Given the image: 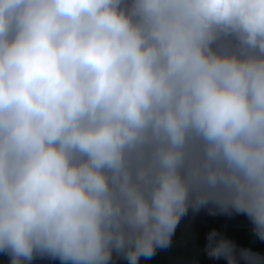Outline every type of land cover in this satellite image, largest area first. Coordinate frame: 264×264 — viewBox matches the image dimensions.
<instances>
[{
    "label": "clouds",
    "instance_id": "1",
    "mask_svg": "<svg viewBox=\"0 0 264 264\" xmlns=\"http://www.w3.org/2000/svg\"><path fill=\"white\" fill-rule=\"evenodd\" d=\"M209 203L264 240V0H0L10 264H138Z\"/></svg>",
    "mask_w": 264,
    "mask_h": 264
},
{
    "label": "trees",
    "instance_id": "2",
    "mask_svg": "<svg viewBox=\"0 0 264 264\" xmlns=\"http://www.w3.org/2000/svg\"><path fill=\"white\" fill-rule=\"evenodd\" d=\"M217 233V239L230 241L234 246L236 264H246L240 256L241 249L257 254L260 264H264V240L259 239L251 229H230L222 227H205L200 224H189L177 231L170 245L151 258H143L138 264H227L224 257L211 258L206 251L207 236L210 232ZM0 264H10V257L0 251ZM31 264H47L32 260ZM110 264H129L123 254H114Z\"/></svg>",
    "mask_w": 264,
    "mask_h": 264
},
{
    "label": "water",
    "instance_id": "3",
    "mask_svg": "<svg viewBox=\"0 0 264 264\" xmlns=\"http://www.w3.org/2000/svg\"><path fill=\"white\" fill-rule=\"evenodd\" d=\"M127 2L130 3V0H127ZM189 224H200L205 227L215 226L230 229L253 228V224L246 214L237 213L233 209L221 211L219 206L211 203L206 206H202L199 209H194L191 205H189L187 213L180 218L179 223L176 226L175 232L171 237V242L175 239L177 231ZM163 249L164 248H157L155 253H158ZM114 254L117 253L114 252L113 255ZM143 258L145 257L141 256L139 260H142ZM34 260L47 264H62L58 258L53 259L46 255H37L34 257Z\"/></svg>",
    "mask_w": 264,
    "mask_h": 264
}]
</instances>
